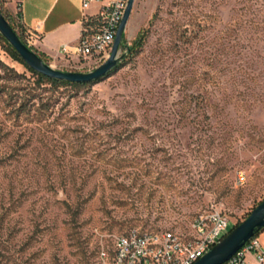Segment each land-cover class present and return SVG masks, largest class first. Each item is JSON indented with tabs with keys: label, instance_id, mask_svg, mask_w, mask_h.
Wrapping results in <instances>:
<instances>
[{
	"label": "rangeland",
	"instance_id": "rangeland-1",
	"mask_svg": "<svg viewBox=\"0 0 264 264\" xmlns=\"http://www.w3.org/2000/svg\"><path fill=\"white\" fill-rule=\"evenodd\" d=\"M124 54L55 90L0 41V264H98L114 236L216 209L233 226L264 200V0H135Z\"/></svg>",
	"mask_w": 264,
	"mask_h": 264
},
{
	"label": "built area",
	"instance_id": "built-area-1",
	"mask_svg": "<svg viewBox=\"0 0 264 264\" xmlns=\"http://www.w3.org/2000/svg\"><path fill=\"white\" fill-rule=\"evenodd\" d=\"M101 0H82L83 10ZM130 0H110L98 14L91 16L92 23L84 26L76 46L64 45L61 53L67 61H88L90 71L103 64L111 55L119 26ZM85 17L84 22L90 20ZM37 36L29 31L26 42L35 47ZM73 49L74 51H71ZM77 60L74 61L73 59ZM89 71V72H90ZM240 180L243 181L242 176ZM230 219L219 210L199 213L192 221L190 233L174 230L156 232L132 230L114 236L112 245H102L98 264H195L229 233ZM264 264V245L258 237L252 238L226 264Z\"/></svg>",
	"mask_w": 264,
	"mask_h": 264
},
{
	"label": "water",
	"instance_id": "water-1",
	"mask_svg": "<svg viewBox=\"0 0 264 264\" xmlns=\"http://www.w3.org/2000/svg\"><path fill=\"white\" fill-rule=\"evenodd\" d=\"M135 0H130L124 18L119 26L110 57L90 72H70L55 69L46 63L34 50L21 40L0 10V34L18 52L22 60L34 71L53 80L72 84H90L105 78L116 70L126 55L120 56L124 34L130 20ZM131 51V48H128ZM264 229V200L251 212L239 226L195 264H226L230 261L258 232Z\"/></svg>",
	"mask_w": 264,
	"mask_h": 264
},
{
	"label": "crops",
	"instance_id": "crops-1",
	"mask_svg": "<svg viewBox=\"0 0 264 264\" xmlns=\"http://www.w3.org/2000/svg\"><path fill=\"white\" fill-rule=\"evenodd\" d=\"M109 1L101 0L87 10H83L82 0H7L6 7L13 17L20 12L25 29L37 36L35 48L51 63H57L66 60L61 53L62 46L77 45L85 17L98 14ZM260 239L264 244V234ZM248 261L256 263L252 256H248Z\"/></svg>",
	"mask_w": 264,
	"mask_h": 264
},
{
	"label": "trees",
	"instance_id": "trees-1",
	"mask_svg": "<svg viewBox=\"0 0 264 264\" xmlns=\"http://www.w3.org/2000/svg\"><path fill=\"white\" fill-rule=\"evenodd\" d=\"M4 4L6 5L7 0H0V4ZM0 10L3 14V16L6 18V20L9 22V24L11 25V27L15 30V32L19 35V37L21 38V40L23 42H26V37L29 33L28 30L25 29V27L23 26V24L20 21V12L18 13L17 16H11L9 14V16H7L3 10L2 7L0 5ZM91 17H89L90 19ZM13 21V22H12ZM92 23L91 19L87 20L86 22H84V26H89ZM148 37V31L146 30H142L136 41H135V45L132 48V51L135 52L139 49H141L145 42L146 39ZM0 41L2 42L4 48L6 49V51L8 52V54L10 55V57L15 60L16 62L20 63L21 65H23L25 67V69L31 74V76L35 79V82L38 86H42L44 84H48L50 85V87L52 89H59L61 87H67V88H71V89H81V88H85V87H89V86H93L101 81H103L104 79H106L107 77L111 76L113 73H115L118 69H120L122 67V63L119 64V66L116 68V70H114L113 72H111L109 75H107L105 78H102L96 82L90 83V84H72V83H68V82H64V81H58V80H53L50 79L48 77L43 76L42 74H39L38 72L34 71L32 68H30L20 57V55L18 54V52L1 36L0 34ZM32 50H34L46 63L50 64L51 61L50 59L45 56L44 54L40 53L34 46H29ZM1 64V63H0ZM21 110L24 109L25 105L21 106ZM262 202V201H261ZM260 202V203H261ZM259 203V204H260ZM258 204V205H259ZM251 213L248 214V217ZM242 223V222H241ZM241 223H237L233 226H231V230H229V232H231L232 230H234L237 226H239ZM264 231L261 230L260 232H258V234L256 235V237H258L262 232Z\"/></svg>",
	"mask_w": 264,
	"mask_h": 264
}]
</instances>
